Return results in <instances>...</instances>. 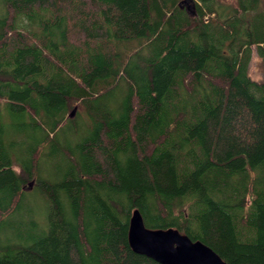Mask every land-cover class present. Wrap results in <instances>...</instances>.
Returning <instances> with one entry per match:
<instances>
[{
  "label": "trees",
  "instance_id": "16d2710c",
  "mask_svg": "<svg viewBox=\"0 0 264 264\" xmlns=\"http://www.w3.org/2000/svg\"><path fill=\"white\" fill-rule=\"evenodd\" d=\"M134 210L264 264V0H0V264H157Z\"/></svg>",
  "mask_w": 264,
  "mask_h": 264
},
{
  "label": "water",
  "instance_id": "95a60500",
  "mask_svg": "<svg viewBox=\"0 0 264 264\" xmlns=\"http://www.w3.org/2000/svg\"><path fill=\"white\" fill-rule=\"evenodd\" d=\"M126 241L132 253L157 264H226L207 246L174 229L145 228L136 210L128 222Z\"/></svg>",
  "mask_w": 264,
  "mask_h": 264
},
{
  "label": "rangeland",
  "instance_id": "374dc122",
  "mask_svg": "<svg viewBox=\"0 0 264 264\" xmlns=\"http://www.w3.org/2000/svg\"><path fill=\"white\" fill-rule=\"evenodd\" d=\"M228 4H232L233 0H222ZM247 74L250 80L260 82L262 80V67L259 59L257 58L254 48L251 47V57L248 64Z\"/></svg>",
  "mask_w": 264,
  "mask_h": 264
}]
</instances>
